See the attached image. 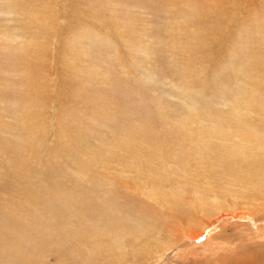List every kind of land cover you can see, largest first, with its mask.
Returning a JSON list of instances; mask_svg holds the SVG:
<instances>
[{
	"label": "rangeland",
	"instance_id": "rangeland-1",
	"mask_svg": "<svg viewBox=\"0 0 264 264\" xmlns=\"http://www.w3.org/2000/svg\"><path fill=\"white\" fill-rule=\"evenodd\" d=\"M256 263L264 0H0V264Z\"/></svg>",
	"mask_w": 264,
	"mask_h": 264
},
{
	"label": "bare ground",
	"instance_id": "bare-ground-1",
	"mask_svg": "<svg viewBox=\"0 0 264 264\" xmlns=\"http://www.w3.org/2000/svg\"><path fill=\"white\" fill-rule=\"evenodd\" d=\"M189 106V105H188ZM262 218V217H261ZM237 247V246H236ZM121 255V254H120ZM257 264V263H256Z\"/></svg>",
	"mask_w": 264,
	"mask_h": 264
}]
</instances>
